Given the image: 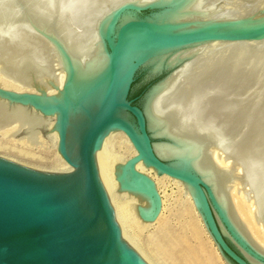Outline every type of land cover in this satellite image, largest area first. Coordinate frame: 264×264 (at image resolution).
<instances>
[{
  "label": "bare ground",
  "instance_id": "6f19581e",
  "mask_svg": "<svg viewBox=\"0 0 264 264\" xmlns=\"http://www.w3.org/2000/svg\"><path fill=\"white\" fill-rule=\"evenodd\" d=\"M127 1L0 0V86L15 91L45 90L58 99L64 95L71 102L79 100L93 108L98 99L97 93L83 100V91L102 73L106 53L101 45V35L114 8ZM156 1L169 6L166 11L151 18L156 27L164 30L182 23L198 26L233 21L234 26H242L253 20L264 21V0ZM130 18L131 15L125 14L120 22ZM54 39L74 65V76L67 78L62 93L60 88L66 80L68 67ZM261 46H264V37L246 41H204L140 51L129 56L150 57L152 71L164 65L174 66L163 80L153 86L143 104L151 135L171 137V142H153L155 152L161 158L172 159L174 166L199 172L211 184L217 203L235 235L241 241L252 240L258 250L264 251V139L255 134L257 127H261L258 124L262 122L264 107L260 109L255 105L257 112L262 110L260 115L256 111L252 113V110L249 111L252 114L244 116L240 113L241 109L237 110L239 107H236L235 98L244 94L240 95L239 91L238 95L237 91L247 88L244 81H240L241 76L246 78L248 72L244 75L241 69L232 75L229 61H223L226 58L224 54L254 52ZM129 56L122 63L121 70ZM226 78L230 79L225 84ZM252 78H246L249 88ZM235 92L238 96L234 100L232 94L234 96ZM118 114L125 116L123 111ZM54 119L55 116H43L31 107L0 98V140H11L30 151L55 153L56 161L49 169L34 170L76 175L79 172L78 161L68 164L58 150L57 126L51 122ZM74 119L79 121L82 118L77 114ZM48 130L47 134H42ZM21 132L25 135L19 138ZM117 138H121L132 150L131 156L113 157L115 155L108 146ZM136 154L129 139L116 129L104 133L95 145L97 178L111 205L118 229L154 264L165 263L138 240L139 235L133 232L132 225L140 232L147 231L155 242V248H161L162 244L174 246L183 264H221L218 250L211 251L201 239L200 226L193 214L197 213L204 227L205 224L196 208L190 186L165 174L159 176L143 161L135 163L134 169L138 173L158 176L156 181L151 179L156 190L154 195L151 185L135 177L129 169V160ZM212 159L222 169L217 170ZM166 181L173 182L184 197V211L189 218L182 228H176L164 214L166 196L159 194L157 188L166 187ZM244 202L251 207L249 212ZM219 223L222 232L228 235ZM242 252L253 264H263L248 251Z\"/></svg>",
  "mask_w": 264,
  "mask_h": 264
},
{
  "label": "water",
  "instance_id": "95a60500",
  "mask_svg": "<svg viewBox=\"0 0 264 264\" xmlns=\"http://www.w3.org/2000/svg\"><path fill=\"white\" fill-rule=\"evenodd\" d=\"M168 8V4L156 0H129L114 8L101 35L105 66L96 82L83 91V100L97 93L93 108L79 100L71 102L64 95L58 99L45 90L15 91L0 86V98L31 107L43 116H55L58 150L68 164L77 160L79 171L76 175L38 171L0 157V264H154L118 229L97 178L95 145L110 129L121 131L133 145L137 154L129 160V169L151 185L154 195L151 178L138 173L135 163L143 161L157 173L190 186L205 227L227 264H253L242 250L264 264V251L258 250L252 240L241 241L235 235L211 184L195 169L174 166L172 159L161 158L154 150L153 139L171 142V137L151 135L143 104L153 86L174 66L152 71L150 57H130L140 51L204 41L258 40L264 37V21L253 20L242 26L226 21L198 26L174 24L170 30L156 27L152 16ZM143 11L148 14L140 16L138 13ZM125 14L132 18L120 22ZM53 42L68 67L62 93L67 78L74 76V65L60 44L55 39ZM139 69L147 70L148 77L166 75L147 88L141 105H135L124 94ZM77 114L82 118L79 121L74 119ZM212 163L217 170L222 169L213 159ZM219 222L228 235L222 232Z\"/></svg>",
  "mask_w": 264,
  "mask_h": 264
},
{
  "label": "rangeland",
  "instance_id": "374dc122",
  "mask_svg": "<svg viewBox=\"0 0 264 264\" xmlns=\"http://www.w3.org/2000/svg\"><path fill=\"white\" fill-rule=\"evenodd\" d=\"M138 14L140 16H144V15L148 14V11H143V12H140ZM263 47L262 46L259 47V50H256L254 52H253V50H248V52L241 51V52H238L237 54H227L228 59H226L227 56H226V54H224V56L226 58L223 61L224 62L229 61L227 63H228V65H231V66H229L228 68L231 67V69L229 71L232 72V75H233V73L237 72L236 70H238L240 72V70L242 69L241 72H244L243 73L244 75L248 72L247 73L248 76L246 77L247 79H250L254 76V79L252 78L253 82H252V80H250V85L252 84L250 88H249V84L247 85V83H249L247 81V79L243 75L241 76L242 80H240V81H242V82L244 81L243 82V84H245L244 87L247 86V88L245 87L246 90L244 87H243L244 89L241 88L240 90L237 91V94L239 93V91H240V93H239L240 95L243 92H244V94H242L243 96L248 94L246 97L242 96L243 97L242 100H237V99H240L242 97H239L238 96L239 94L236 95V92H235L234 96H233L234 93L233 92H232L233 94L231 93L233 99L236 96H238L237 98H235L237 101V103L235 101V104H236V107L237 106L239 107V108H237V110L241 109L240 113L243 114L244 116L254 113V111H256L257 105H258L257 107L260 109H262V107H264V103H261V102H263L262 100H264V90H263L264 89V52H263L264 48ZM229 56L233 59H231V58L229 59ZM238 68H240V69H238ZM246 70H249V71H246ZM230 72H229V77L231 74ZM238 74L240 76V73H238ZM238 74H235V75H238ZM165 75H166V73H162L160 76H157V77H148L147 70H143V69L137 70L133 76V79L130 83L129 88L127 89L126 93L124 94V97L127 100H130L135 105H141L142 96H143L144 92L147 90V88L151 84L155 83L156 81H158L159 79L164 77ZM164 78H162L161 80H163ZM243 78H245V79H243ZM229 79L230 78H226L225 84H226L227 80L229 81ZM242 82H240V83H242ZM253 83H254V85H253ZM228 89H229V87H228ZM253 89H255V90H253ZM243 90H245V91H243ZM247 92H249V93H247ZM254 94H257V95L254 96ZM253 96H254V98H253ZM250 97H252V98H250ZM261 97L263 99H261ZM246 101H247V103L245 104ZM239 104H241V105H239ZM243 104H244V106H243ZM252 106H254L255 109ZM249 107H251V109H248ZM246 110H248V112L249 111L251 112L253 110V112L248 113ZM261 111L262 110H260V111L258 110V112L257 111L256 112L260 115ZM263 111L261 113V116L264 119V112ZM244 113H246V114H244ZM128 118H129V120H132L131 116H128ZM263 119H262V122H259L260 124H258V125H261V127H257L258 129H256V132H255V134L257 133L256 136L260 137V139L262 138V140L264 139V136H263L264 135V121H263ZM54 120L51 121L52 124L55 122ZM247 123L248 122L246 121L245 124H247ZM48 132H49V130L43 131L42 134L45 135ZM24 135H25V132H21L19 135V138L23 137ZM153 142L156 144L159 143L157 139H153ZM15 143L16 142H12L11 140L1 139L0 140V146L3 149L1 148V150H0V156H3L4 158H8V159L16 162L17 164H20V165H23V166H26L29 168H33V169H49L52 166V164L56 161L55 160L56 159L55 153H53V152L40 151V150H31L30 151L29 149H24V147L21 148L22 146L18 145L17 143L15 144ZM111 144L108 147H109V151L111 150L112 155H115L113 157H122V156L123 157H125V156L129 157L132 155V150L129 149L127 147V145H125L123 143V140H121V138L120 139L117 138V139L113 140L111 142ZM23 149L27 150L29 152L24 151ZM158 175L160 176V174H158ZM150 178L151 179L153 178L156 181L158 176H156L155 174H152V177H150ZM165 185H166V187L159 186L157 188V191L159 192V194L162 193V195L166 196L165 197L166 210L164 211V214H165V216L169 217V219L171 220V222H173L174 225H176V228H182L184 223L187 224L186 221L189 218L188 214L184 211V206H185L184 197H183L182 193L179 192L178 188L176 187V185L173 182L166 181ZM244 193L247 194V191L246 192L244 191ZM244 204L247 206V208H248L247 210L249 212L251 210V207L248 204H246L245 202H244ZM185 214H187V216H185ZM193 215H194V220L200 226V232H201L200 235H201L202 241L210 248L211 251L216 252L218 249H217V247H215L216 245H215L214 241H211L212 239H211L210 235H208L209 233H207L208 231H207L206 227H204V225L202 224V221L198 217L197 213H195ZM241 221H242V219H241ZM180 223H181V225H180ZM130 225H132V223ZM132 226H133L132 227L133 232L136 233V236L139 235V236H137L138 240L142 244H144L145 247L148 246L147 248L149 250H151V251L153 250L152 252L157 257H159L165 264H183V262L179 258V254L177 252V249L174 246H172L171 244H164V245L162 244L161 248L157 249V248H155V242L153 241L152 238L149 237V235H148L149 233H147V231L140 232L137 230V227H135V225H132ZM218 254L219 255H217V257L219 258V261L221 262V264H227L225 262V260H223L219 250H218Z\"/></svg>",
  "mask_w": 264,
  "mask_h": 264
}]
</instances>
